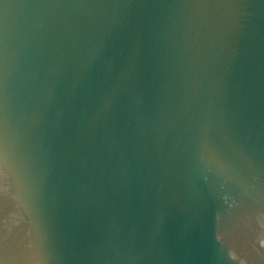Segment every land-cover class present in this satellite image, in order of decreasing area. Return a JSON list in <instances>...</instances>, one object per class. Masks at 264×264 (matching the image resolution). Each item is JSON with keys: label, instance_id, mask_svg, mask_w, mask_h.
Returning <instances> with one entry per match:
<instances>
[{"label": "water", "instance_id": "95a60500", "mask_svg": "<svg viewBox=\"0 0 264 264\" xmlns=\"http://www.w3.org/2000/svg\"><path fill=\"white\" fill-rule=\"evenodd\" d=\"M0 264H264V0H0Z\"/></svg>", "mask_w": 264, "mask_h": 264}]
</instances>
